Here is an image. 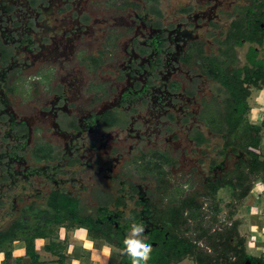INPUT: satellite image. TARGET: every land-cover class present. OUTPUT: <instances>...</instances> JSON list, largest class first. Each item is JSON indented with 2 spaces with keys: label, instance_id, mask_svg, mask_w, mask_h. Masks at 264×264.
<instances>
[{
  "label": "flooded vegetation",
  "instance_id": "af4514ba",
  "mask_svg": "<svg viewBox=\"0 0 264 264\" xmlns=\"http://www.w3.org/2000/svg\"><path fill=\"white\" fill-rule=\"evenodd\" d=\"M263 90L264 0H0V232L137 224L152 258L236 183L250 124L264 155Z\"/></svg>",
  "mask_w": 264,
  "mask_h": 264
},
{
  "label": "trees",
  "instance_id": "16d2710c",
  "mask_svg": "<svg viewBox=\"0 0 264 264\" xmlns=\"http://www.w3.org/2000/svg\"><path fill=\"white\" fill-rule=\"evenodd\" d=\"M238 106L245 112L249 109L247 104H239ZM262 126L250 124L251 140L248 145L252 146L253 149L247 150L250 159L244 166L246 172L243 171L244 169H241V171L237 170L236 183L233 180L224 181L220 186L214 187V194L223 186H231L232 199L242 201L248 196L256 180H261L264 183V155L257 151L262 138L260 134ZM215 209L216 212L222 210L218 207L217 203H215ZM234 215L235 213L228 215L229 219L234 218ZM78 223L77 227H85L92 239L103 240L117 249L118 264H132V258L124 251V241L113 239L110 233H102L96 225H91L86 221ZM240 224L241 219L237 218L234 219L232 226L226 231L216 229L214 232L209 233L203 228L197 235L196 242L190 237L178 238V235H176L173 241L170 240L167 245H164V249L159 254L152 256V258L149 257L146 264H178L185 257H191L197 264H247V262L251 264H264L262 257L254 256L247 251L246 239L239 232ZM74 226H69V229ZM39 238L48 239L44 248L46 252L58 256V261L66 259L63 250L67 246L69 239L65 238L61 240L56 230L39 226L34 232H25L21 229L11 232H0V253L2 252L5 255L2 264H12V245L18 240L26 242V258L19 257L15 260L14 264L22 262L25 264H43L44 261L36 249V239ZM200 239L206 241L207 247L211 251L200 248L198 245V240Z\"/></svg>",
  "mask_w": 264,
  "mask_h": 264
},
{
  "label": "crops",
  "instance_id": "0c3cea01",
  "mask_svg": "<svg viewBox=\"0 0 264 264\" xmlns=\"http://www.w3.org/2000/svg\"><path fill=\"white\" fill-rule=\"evenodd\" d=\"M241 211L244 214V217L240 218H242L241 224H244L246 229L247 251L264 260V183L262 181L254 182L250 193L243 200ZM59 236L61 240L64 236L69 239L63 250L66 259L58 261V256L47 252L40 254L44 261L43 264H118L117 249L114 246L103 240L92 239L88 232L82 234L80 228L68 232L61 231ZM14 247L13 243V253H15ZM1 255L3 254H0V258ZM14 255L19 257L20 254L15 253Z\"/></svg>",
  "mask_w": 264,
  "mask_h": 264
},
{
  "label": "rangeland",
  "instance_id": "374dc122",
  "mask_svg": "<svg viewBox=\"0 0 264 264\" xmlns=\"http://www.w3.org/2000/svg\"><path fill=\"white\" fill-rule=\"evenodd\" d=\"M259 102H260V104H263V106H264V90L260 93ZM260 107H261V105H260ZM251 117L254 121H256L260 118L256 109L254 110V113H252ZM261 117H262V115H261ZM241 136H245V135L241 134ZM262 140H264V136H263ZM239 142H240V138H238V140H237L238 147L240 148ZM258 150H260V149L258 148L257 151ZM261 151L262 152L264 151V147L261 148ZM243 169H244V167L242 168V170ZM239 171H241V170H239ZM239 171H238V173H239ZM243 171L246 172V169H244ZM248 176H249V174H248ZM256 181H259V180H256ZM218 195H219L218 200H217V198L214 200H209V199L205 200L204 216H202L200 218L198 217V219L196 220V223L195 222L191 223L195 226L196 231H191L185 235H184V233H182L181 234L182 237L183 236H186L187 238L190 237L196 242V239H197L196 237L200 232L199 230L205 228L209 233L214 232L216 229L217 230L221 229L222 231H226L227 229H229V227L232 226L234 219H237V218L242 219L240 217H244L243 211H241V208L243 207V200L239 201V200L232 199V188H231V186H223L219 190ZM215 203H217L218 207H220L222 209L221 211L216 212ZM233 213H235L234 218L229 219L228 215L233 214ZM80 231L82 234H85L87 232V229L81 228ZM239 232L243 237L246 236V229H245L244 224L239 225ZM65 237H67V236H64L63 238L65 239ZM47 242H48V239H44V238H41L40 240H36V249H37L38 253H40L42 255L44 253H47L46 251H44L45 250L44 249L45 244ZM14 244H15V247H14L15 253L20 254L19 257H21V258L25 257L26 256V242L22 241V240H18L16 242H14ZM198 245L203 250L211 251V249H209L207 247V243L204 239L198 240ZM24 251H25V254H24ZM15 253H13V249H12V259H11L12 264H14L15 263L14 261L19 258L18 256L14 255ZM4 258H5V255L4 254L1 255L0 259L4 260ZM2 260L0 261V264H2L1 263ZM179 263L180 264H197V262H195L191 257H185Z\"/></svg>",
  "mask_w": 264,
  "mask_h": 264
},
{
  "label": "clouds",
  "instance_id": "9594fccd",
  "mask_svg": "<svg viewBox=\"0 0 264 264\" xmlns=\"http://www.w3.org/2000/svg\"><path fill=\"white\" fill-rule=\"evenodd\" d=\"M144 232L142 225L133 224L130 232L127 234L124 245V251L132 258V264H146L151 252V245L146 244L141 239Z\"/></svg>",
  "mask_w": 264,
  "mask_h": 264
},
{
  "label": "water",
  "instance_id": "95a60500",
  "mask_svg": "<svg viewBox=\"0 0 264 264\" xmlns=\"http://www.w3.org/2000/svg\"><path fill=\"white\" fill-rule=\"evenodd\" d=\"M247 264H251L250 262H247Z\"/></svg>",
  "mask_w": 264,
  "mask_h": 264
}]
</instances>
